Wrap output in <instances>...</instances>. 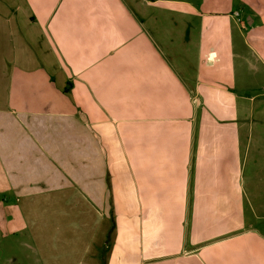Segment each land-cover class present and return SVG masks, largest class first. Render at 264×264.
<instances>
[{"label":"crops","instance_id":"1","mask_svg":"<svg viewBox=\"0 0 264 264\" xmlns=\"http://www.w3.org/2000/svg\"><path fill=\"white\" fill-rule=\"evenodd\" d=\"M79 1L0 0V226L28 225L45 264H264V138L246 157L254 132L244 131L264 109L234 107L211 72L225 62L228 80L240 79L235 36L217 32L202 51L185 13L150 26L129 4ZM194 96L199 128L159 124L142 141L140 122L180 121L155 108L182 100L186 110ZM129 103L154 111L113 114ZM132 130L129 173L121 149Z\"/></svg>","mask_w":264,"mask_h":264},{"label":"rangeland","instance_id":"2","mask_svg":"<svg viewBox=\"0 0 264 264\" xmlns=\"http://www.w3.org/2000/svg\"><path fill=\"white\" fill-rule=\"evenodd\" d=\"M79 0H73L74 3H77ZM112 2L113 7L117 2L125 3L132 6L140 16L141 21H143L144 25L148 24L152 26L153 23H156L157 20L159 21H168L171 20L172 17L181 18V14L185 13V16L191 20L192 23V38L193 42L199 40L200 38H204L206 41L205 45L202 47V51H208L211 44H215L213 42L214 37H216V33H224L235 36L237 41V51L242 54L244 57L241 58L237 65L236 73L240 75V79L237 78L236 80H228L229 73L232 71L230 68H227L225 62L222 64L219 62L215 68L211 69L213 74H218L219 77H215V85H219L227 87L224 88L225 90L233 91V94H229L227 97H231L233 99V103L235 104L234 107L241 108V107H249L253 110H256L258 107L262 106L264 109V62L255 59L254 57V50L249 48V45H252L256 50V54H259L260 57L264 60V0H110ZM79 3L81 5L84 4L83 0H80ZM109 3H96V4H89V8L95 6L96 8H104L108 7ZM88 5L86 6L85 10L87 9ZM126 9V8H125ZM239 11L240 15H235V12ZM132 12V11H131ZM94 13L98 16V11H94ZM118 18L122 19V15L117 11ZM116 13V14H117ZM133 14V13H132ZM114 15V13H113ZM106 15H104L105 17ZM134 16V15H133ZM250 17V19H249ZM114 19H117L115 17ZM252 19V20H251ZM220 28L223 31H220ZM146 31V26H145ZM147 33V32H146ZM151 38V36L148 34ZM208 37V39H206ZM248 41V44L246 42ZM218 48L217 45H215ZM192 53L195 51V46L192 43L190 45ZM219 50V48H218ZM197 52V51H196ZM184 55V52H183ZM198 55L196 54L194 57L196 58ZM251 60V62H248ZM202 70L205 68L204 63H201ZM256 66L261 67V72L256 73L253 68ZM253 67V68H252ZM255 74L258 78L256 81L253 79ZM231 83L234 84L232 87ZM164 91H160L158 98H161L163 92L168 94L169 91L167 90L166 85L163 86ZM223 88V87H222ZM230 88V89H228ZM224 90V91H225ZM170 93L174 95V97H178V92L176 90H171ZM239 95L240 98L237 96ZM195 100L192 103V106H189L184 110L183 107H179L177 104L179 101L177 100L176 107H169L166 106L155 108V112H165V120L173 119L175 116L180 121L174 123L171 121H161V122H140L139 127L142 131L141 138L142 141L146 140V137L149 135L150 137L154 138V136H159V124L163 126L164 129L171 130L172 126L175 125L177 128H184L188 122H192V125L196 128L200 127V123L202 122L201 114L203 113L204 106L199 103L198 96H194ZM190 102V99L187 100ZM185 105V102L183 103ZM151 106H149L150 108ZM227 107V106H226ZM145 106L143 107H136V105L129 103V105H120L113 107V114L116 116L122 117H132L138 120H141L140 117H144L146 114H152L154 108L149 109ZM230 109V108H229ZM232 110V109H231ZM173 111L172 115L166 116V113L170 114ZM193 111V115L192 112ZM227 112H230L227 110ZM192 115V116H191ZM182 119V120H181ZM231 119V118H229ZM134 120V121H135ZM188 121V122H187ZM229 121V120H228ZM138 126V123H122L121 126L123 128H127L130 130V127ZM157 128V129H156ZM251 130L254 132L253 138V146L248 147L246 152V157L251 152H254V145L255 141L261 135L264 138V114L261 115L260 112H255L248 124L244 127V131ZM174 130V128H173ZM133 133L127 136H124V146L126 148V154L124 153L123 148L121 149V161H126L129 167L130 173V166L133 165L134 162V140L136 131L132 130ZM129 132V131H128ZM259 132H261L259 134ZM246 133V131H245ZM174 134V131H173ZM247 136V134H246ZM248 137V136H247ZM166 139V137H160V140ZM114 141V140H113ZM242 141L246 142V138L242 137ZM151 142V141H150ZM142 148L143 144L142 142ZM121 142L119 139L116 138L114 141V146H121ZM150 147L153 146L150 144ZM154 146H157L155 144ZM144 147H148L145 145ZM245 148L242 149L241 159L244 158ZM149 151L147 153L141 154L140 158L143 159V163L146 162L148 159H151V155ZM177 164L176 160H171V165L173 168ZM146 165V164H144ZM178 167V166H177ZM248 171V170H247ZM157 172V171H156ZM144 177L152 176L153 171L151 170H144L142 172ZM177 173V172H176ZM248 172H245L247 175ZM178 177V176H177ZM3 224V223H2ZM11 224V223H10ZM15 223H13L14 225ZM17 230H14V227L4 225L3 227L0 226V264H45L43 259L38 256V244L33 239L32 233H30V229L28 225L20 223L19 225H15ZM52 240L50 238L43 239V246L50 245ZM49 251L47 250V253ZM56 252V251H55ZM54 252V253H55ZM45 254L51 256V254ZM48 255V256H47Z\"/></svg>","mask_w":264,"mask_h":264},{"label":"built area","instance_id":"3","mask_svg":"<svg viewBox=\"0 0 264 264\" xmlns=\"http://www.w3.org/2000/svg\"><path fill=\"white\" fill-rule=\"evenodd\" d=\"M235 14L236 15H239V12H236ZM215 59H216V56L209 54V55L206 56V59L205 60H207V61H214Z\"/></svg>","mask_w":264,"mask_h":264}]
</instances>
